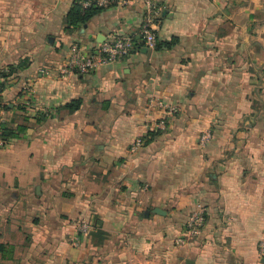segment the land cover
<instances>
[{
    "label": "crops",
    "instance_id": "0c3cea01",
    "mask_svg": "<svg viewBox=\"0 0 264 264\" xmlns=\"http://www.w3.org/2000/svg\"><path fill=\"white\" fill-rule=\"evenodd\" d=\"M76 1L0 0V69H17L0 97V264H264V0H133L69 27ZM148 3L173 49L62 76L73 45L136 35Z\"/></svg>",
    "mask_w": 264,
    "mask_h": 264
},
{
    "label": "built area",
    "instance_id": "2783aa9c",
    "mask_svg": "<svg viewBox=\"0 0 264 264\" xmlns=\"http://www.w3.org/2000/svg\"><path fill=\"white\" fill-rule=\"evenodd\" d=\"M133 0H79L82 8H90L92 6L101 9L111 8L115 3L121 6H128ZM147 18L136 35H126L117 37L112 40L106 41L89 50L80 44H75L70 49V55L66 60L60 72L63 77L72 74H80L82 76L90 75L97 69L112 65L123 60L128 59L131 55L139 49H155L158 41L157 28L161 24V10L154 3H148ZM3 73L0 71V83L2 81ZM2 90L0 87V97ZM158 106L165 108L162 102L156 103ZM5 128L0 122V147L4 145L1 136ZM210 139V133L207 132L202 139V143H207ZM142 140H138L132 147V151H137L142 146ZM206 220L205 209L199 206L197 215L188 225L187 234L191 237L199 236L201 228ZM81 232L86 233L89 230V225L85 221L79 222ZM258 252L261 258H264V239L258 244Z\"/></svg>",
    "mask_w": 264,
    "mask_h": 264
},
{
    "label": "trees",
    "instance_id": "16d2710c",
    "mask_svg": "<svg viewBox=\"0 0 264 264\" xmlns=\"http://www.w3.org/2000/svg\"><path fill=\"white\" fill-rule=\"evenodd\" d=\"M103 9L96 8L94 6L90 8H82V6L79 4V0H77L67 15L66 21L69 27H79L82 25L88 24L95 16H97ZM178 44V39H174L171 43H164L157 41L156 50L162 51V50H171L173 47H175ZM141 51V49L138 50V52ZM24 66V65H23ZM10 73H14L17 69L14 67L7 68L6 71H9ZM5 71V70H0ZM7 73H3L2 75V81L0 83V87L3 93V79L7 77ZM82 108V101H73L66 105V109L71 111H78ZM9 137V134L6 132V129L3 130V134L1 136L2 139H7ZM116 246V242H113V244L110 245L109 250L114 248ZM4 246H0V253L4 251Z\"/></svg>",
    "mask_w": 264,
    "mask_h": 264
},
{
    "label": "rangeland",
    "instance_id": "374dc122",
    "mask_svg": "<svg viewBox=\"0 0 264 264\" xmlns=\"http://www.w3.org/2000/svg\"><path fill=\"white\" fill-rule=\"evenodd\" d=\"M5 68H2V69H0V70H4ZM223 116H225V117H222V120L223 121H226L225 119H227L226 117L228 116V112H226ZM221 121V120H220ZM224 126H227L228 127V125L227 124H224ZM233 130H236V131H242V123L240 124V125H238V127H236L235 129H233Z\"/></svg>",
    "mask_w": 264,
    "mask_h": 264
},
{
    "label": "water",
    "instance_id": "95a60500",
    "mask_svg": "<svg viewBox=\"0 0 264 264\" xmlns=\"http://www.w3.org/2000/svg\"><path fill=\"white\" fill-rule=\"evenodd\" d=\"M154 213H156V214H159V215H164L165 214V212H161V210H155L154 211ZM149 214H147V216H148Z\"/></svg>",
    "mask_w": 264,
    "mask_h": 264
}]
</instances>
